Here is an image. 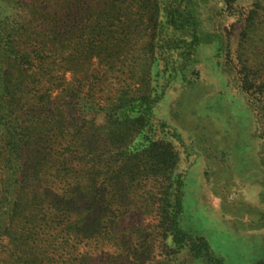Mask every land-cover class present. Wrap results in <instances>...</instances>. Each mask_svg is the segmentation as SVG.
I'll use <instances>...</instances> for the list:
<instances>
[{"label":"rangeland","instance_id":"1","mask_svg":"<svg viewBox=\"0 0 264 264\" xmlns=\"http://www.w3.org/2000/svg\"><path fill=\"white\" fill-rule=\"evenodd\" d=\"M137 1L0 0V21L19 22L11 35L25 63L9 71L23 83L15 107L30 131L23 157L32 173L19 196L17 175L0 196V264H213L174 244L171 212L210 259L264 264V0L231 9L191 0L183 13L199 41L190 45L193 24L167 34L184 40L180 55L152 64L143 85L150 120L122 140L134 152L168 142L176 154L168 181L116 149L121 138L106 125L111 102L137 86L130 60L140 63L137 44L153 31L143 22L153 14Z\"/></svg>","mask_w":264,"mask_h":264},{"label":"trees","instance_id":"2","mask_svg":"<svg viewBox=\"0 0 264 264\" xmlns=\"http://www.w3.org/2000/svg\"><path fill=\"white\" fill-rule=\"evenodd\" d=\"M191 0H138L133 2V5L137 3L138 8L144 9L148 6L147 11H150V15L153 14V20L150 16H146L143 22L153 23V31L144 34L140 44L137 47L140 49V63L136 62L137 58L130 60L131 64H135L138 71L135 72V80L133 91H124L117 98L111 102V106L108 108L106 125H110V133H116L115 138H121L117 143V148L123 150L124 153L132 155L134 157L143 158V160L150 164L154 173L160 174L161 180H169V174L172 171L176 160V154L173 152L171 145L165 141H150L138 150L132 151L130 139L122 140L123 135L128 136L132 131H138L150 120L148 112L151 108V104L154 102L150 98V89H146L148 96H144V88L148 80L150 79L149 69L152 64L158 59H164L169 55L175 53L180 55L179 51L184 43V40H180L175 35L174 40L167 37V34L171 35L175 30H188V27L193 24L190 32V45H194L199 41V37L194 34L196 22L190 14H184L183 11L187 9ZM226 7L231 9L236 0H223ZM112 3V2H111ZM14 4L17 6L22 3L20 0H14ZM114 4V3H112ZM132 5V6H133ZM131 6V7H132ZM160 12V13H159ZM157 17H159L157 19ZM0 22V196H3L8 192L9 178H13L17 175L18 186L15 190V195L19 196L22 193L24 184L31 178L32 173H29L25 169V158L23 155L27 152L28 144L30 142V131L26 125L25 119L20 110L15 107L18 97L16 93L20 91L19 86L23 84L20 82L19 76H14L9 71V66L13 64L15 60H20V64L25 63V59L22 58L21 50L18 40L12 37L11 33L16 28V23H19L14 14H7ZM149 18V19H147ZM137 19L128 22V31L131 30V26ZM9 21V24L5 22ZM5 23L7 26H1ZM116 43V42H115ZM117 47L123 45L122 41ZM128 44L132 45L128 42ZM183 51V50H182ZM19 53L21 56H19ZM24 60V62H21ZM119 66H122L126 60H114ZM239 62H242L239 60ZM19 65V64H18ZM246 64L242 62L241 69L245 68ZM244 83V82H242ZM143 86V87H142ZM136 101H138L136 103ZM122 136H120V135ZM145 152V153H142ZM22 156L23 160L20 163V168L17 170L11 169L10 166L17 161V158ZM29 173V174H28ZM181 181L177 180L173 188V209L179 206V193H180ZM166 230L172 234L174 244L185 243L189 245V251L192 252L194 257H205L208 263L222 264L220 261H214L209 257V251L207 244L201 238H191L182 233L177 225L174 214L166 219Z\"/></svg>","mask_w":264,"mask_h":264}]
</instances>
